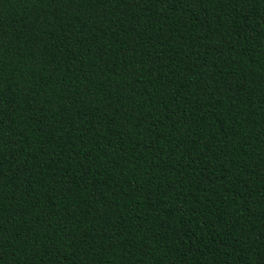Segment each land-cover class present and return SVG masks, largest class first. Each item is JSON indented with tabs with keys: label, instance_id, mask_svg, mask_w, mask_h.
<instances>
[{
	"label": "trees",
	"instance_id": "16d2710c",
	"mask_svg": "<svg viewBox=\"0 0 264 264\" xmlns=\"http://www.w3.org/2000/svg\"><path fill=\"white\" fill-rule=\"evenodd\" d=\"M0 264H264V0H0Z\"/></svg>",
	"mask_w": 264,
	"mask_h": 264
}]
</instances>
